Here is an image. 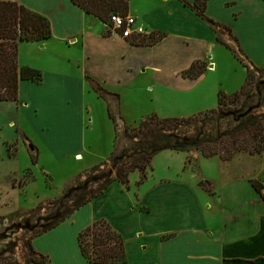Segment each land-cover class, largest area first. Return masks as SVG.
I'll use <instances>...</instances> for the list:
<instances>
[{"label":"crops","instance_id":"1","mask_svg":"<svg viewBox=\"0 0 264 264\" xmlns=\"http://www.w3.org/2000/svg\"><path fill=\"white\" fill-rule=\"evenodd\" d=\"M0 1L17 2L35 12L24 0ZM184 1L192 5L195 0ZM65 9L62 35L57 36L58 38L50 37L43 43H20L18 52L23 49L33 54L50 43L54 46L58 45L56 47L61 49L62 54L63 52L67 54L64 56L67 65L78 70L79 85L87 88L89 92L92 91L85 77H89L103 90L115 95L116 93L112 91L114 87L150 76L152 78L149 79L150 82H144L150 91L156 90V95L151 96V99H157L168 108L180 111L196 105L208 106L215 100L217 103L219 93L229 95L233 92L224 93L220 91L221 89L218 91V88L201 84L205 79V73H210L208 70L214 64L215 53L224 47L216 41V36L228 46L230 45L222 41V37L225 41L231 40L247 62L257 65L243 53L241 48L243 41L239 35L240 31H237L239 23L247 19L253 25L245 29L247 35L245 43H250L249 46L263 55L261 58L264 59V46H262L264 45V0H208L204 16L227 28H218L217 33L194 12L184 7L179 0H129L127 15L136 18L137 23L147 33L163 35L162 39L152 46H135L128 39L103 36L100 21L72 5L70 0ZM39 15L48 18L44 13ZM196 61L205 62L208 65L207 70L194 80L183 77L182 73ZM18 63L20 67L38 71L41 76L40 82L20 81L17 102H0V108L36 112L34 109L39 103L29 98L28 92L32 91V88L40 89L46 83L55 86L57 89L54 91L64 89L67 92L68 87L65 86L67 81L57 74V70L52 72L41 67L21 64L19 55ZM211 64L212 66H209ZM213 68L216 69V66ZM25 97L27 101L21 102ZM118 100L120 102V96ZM184 105L188 108H184ZM149 115L156 114L152 112ZM192 115L195 114L171 118H186ZM30 118L32 117L27 114L25 121ZM57 119V121L56 118L52 120L57 123V128L51 120L47 121L49 124H40L48 128L45 130L48 133L43 135L55 137L53 135L55 134L64 139L55 142L57 151L51 152L54 156L62 153L64 145L68 146V150L73 148V152L78 151L74 157L79 156L81 164L75 166L77 174L71 178L68 182L70 183L103 162L93 165V159L88 157L90 150L85 146V139L81 145L78 143V139L81 141L85 130L89 128L91 122L89 119L86 122L88 125L84 121L80 134L78 131H68L64 128L65 125L59 124L63 123L59 122L61 119ZM18 121L7 122V129L14 130L16 138L2 142L5 144L6 157L12 159L24 152L30 160V155H34L36 162L41 154V147L37 141L32 140L30 133L26 132ZM40 130L42 131V128ZM7 144H16L14 155L8 156ZM108 159L109 157L104 161L107 162ZM261 171L263 175L264 169L261 168ZM110 186H116L120 192L129 190L118 182ZM110 186L106 190H110ZM159 186H162V193L157 190L155 194L151 193L149 204L144 200L139 202L138 199L136 201L139 203L135 204L125 195L130 202L125 204L121 211L118 207L113 209L115 212L108 223L123 240L125 259L122 264H264V203L255 192L256 195H250L247 203H241L242 201L237 200L236 196H231L233 202L240 203L235 206L236 209L228 211L222 205L218 207L219 212L213 214L209 213V209L203 208L205 200L202 201L197 196L175 199L173 196L176 195H172V190H166L165 184ZM15 188L21 186L17 185ZM86 205L57 227L30 240L32 249L37 254L45 256L48 264H90L80 253L77 237L80 231L95 221L88 220L82 226L72 228L77 222L75 216ZM67 223H70V228L64 227Z\"/></svg>","mask_w":264,"mask_h":264},{"label":"rangeland","instance_id":"2","mask_svg":"<svg viewBox=\"0 0 264 264\" xmlns=\"http://www.w3.org/2000/svg\"><path fill=\"white\" fill-rule=\"evenodd\" d=\"M24 1L35 12L48 15L47 19L52 25L51 39L53 36L58 38L57 36L62 35V24L64 16H66L65 8L69 0ZM100 23L103 36L115 37L112 30L105 26L108 25V20L105 23ZM251 25H253L252 22L247 19L242 20L237 27L243 41L241 48L250 60L257 63V65L255 64L257 67H264V59L261 58L263 55L261 56L254 48H251L250 43H245V36H247L245 29ZM157 35L155 34V36ZM222 41L228 42L231 48L235 52L237 51L236 45L231 40L225 41L222 37ZM56 46L58 45L54 46L50 43L33 54L22 49L18 55L21 64L41 67L46 71L57 70V74L67 81L65 84L68 87L67 92L64 89L54 91L57 88L46 83L40 89L32 88V91L28 92L29 98L42 105L40 107L37 103L38 107L34 109L36 112L0 108V127H2L0 128V264L24 263L29 257L27 244L31 240L30 238L47 226L48 222L71 210L75 205L76 200L73 198L75 193L73 192L76 190V184L77 186L84 184L85 191H95L98 186L94 179L99 178L100 175H106L111 169L110 167H101L99 176L96 173L84 174L80 180H72L68 183L77 174L75 166L81 164L79 163L81 158L77 160V156L74 157L78 151L73 152V148L68 150V146L64 145L62 153L54 156L51 152L57 151L55 142L64 141V139L52 132L55 137L43 135L48 133L45 131L48 128L43 127L40 123L49 124L48 120L52 121L56 118L57 121V118H60L59 122L64 123H59L61 126L65 125L64 128L68 131H78L80 134L84 121L86 123L89 119L91 121L89 128L85 130L84 138L81 141L78 139V143L81 145L85 139V146L90 150L88 157L93 159L94 165L101 161L105 162L104 160L107 157L110 158L113 153L116 132L106 113L108 104L112 113L117 115L120 128L121 126L136 127L140 121L151 116L149 114L152 112L160 118L182 117L216 107L215 100L208 106L205 104L196 105L180 111L168 108L157 99H151V96L156 95V90L150 91L144 82L152 79L150 76L142 77L141 80L137 78L114 87L112 91L120 96V102L111 97L102 100L92 90L89 92L87 88H82L79 85L78 70L67 65L64 58L67 54L64 52L62 54L61 49ZM262 46L264 45L262 44ZM214 57L213 66L209 65L212 66L208 70L210 73H205V79L201 84L206 87L213 86L214 89L218 88V91L221 89L220 91L224 93L238 91L245 80V69L237 61L233 51L223 47L218 49ZM209 59L212 60V58ZM215 66L216 69L213 68ZM207 68L208 65L206 70ZM25 99L26 97L21 102L27 101ZM183 107L188 108L186 105ZM261 112H264V109ZM27 114L32 118L25 121ZM80 118L82 119L81 123ZM10 120L15 122L19 120L20 125L30 133L32 140L37 141L40 145L41 154L36 162L34 155H30V160L24 152L12 159L6 157L5 144L2 142H9L10 139L16 138V132L10 128L7 129V122ZM52 124L55 128L58 127L54 121ZM33 125L35 126L33 127ZM66 141L68 142L69 139ZM22 142L25 144L24 141ZM15 146L16 144H7L8 156L15 154ZM84 158L86 159V157ZM151 168L152 171L147 172L146 179L141 184H137L139 173L136 171L130 173L127 187L129 190L120 192L116 186H110V190H106L103 196L91 201L79 211L75 216L77 222L73 224L72 228H78L88 220L96 221L103 218L109 222L115 212L114 207H118L121 211L130 200L135 204L141 200L149 204L151 193L155 194L156 190L160 194L162 193V186L159 185L165 184L166 190H172V195H176L173 196L175 199L197 196L201 200H205H202L206 202L203 203V208L209 209L210 211H207L213 214L218 213V207L222 205L228 211H233L236 209L235 206L240 204V200L241 203H247L250 195H256L249 184L250 180H258L264 186V174L261 175V168L264 169V150L261 154L254 156L239 153L228 162L218 158L204 159L196 152L186 154L162 151L153 157ZM114 176L115 171L111 170L110 177L114 178ZM89 181L94 182L89 183ZM17 185L21 188H15ZM69 188H74L72 193H68ZM125 195L130 200H127ZM233 195L239 200L236 203L230 198ZM137 199L139 202L136 201ZM179 203L182 204V202ZM64 227L70 228V223Z\"/></svg>","mask_w":264,"mask_h":264},{"label":"trees","instance_id":"3","mask_svg":"<svg viewBox=\"0 0 264 264\" xmlns=\"http://www.w3.org/2000/svg\"><path fill=\"white\" fill-rule=\"evenodd\" d=\"M204 20L216 33L220 26L204 16L208 0H195L189 5L179 0ZM87 15L105 23L111 13L127 15L129 0H70ZM50 22L23 5L12 1H0V102H14L18 100V84L20 81L38 83L40 73L18 63V48L20 43H43L50 39ZM163 35L133 38L135 46H152L161 40ZM216 41L225 48H230L237 61L245 69V80L238 91L225 95L219 93L214 109L203 111L186 118H160L156 115L148 116L140 121L136 127H119L118 117L107 106V116L115 128L113 153L107 162L94 166L86 174H98L101 167H110L106 175L94 179L97 190L85 191L84 184L77 186L76 202L71 210L57 217L48 225L32 236L33 239L57 227L68 219L75 211L101 196L114 182H118L126 189L128 176L136 171L139 173L137 184L146 179L147 172H151L153 157L162 151L176 153H198L204 159L218 158L228 162L241 153L249 156L259 155L264 150V67H256L247 62L240 52L230 46ZM206 63L194 62L182 76L197 79L206 70ZM89 88L105 100L106 97L118 99V96L103 90L94 80L85 77ZM189 163V159H188ZM129 165V166H127ZM127 166V167H126ZM111 170L115 171L114 178L110 177ZM82 176L74 180H80ZM94 182V181H89ZM249 184L264 203V186L258 180H250ZM79 185V184H78ZM79 187V188H78ZM78 188V190H77ZM80 188L82 189L80 191ZM84 188V190H83ZM67 196V195H66ZM65 199V197H64ZM80 253L90 264H122L125 259L124 243L121 236L106 220H97L80 231L77 237ZM29 257L22 264H48L47 258L37 254L27 244Z\"/></svg>","mask_w":264,"mask_h":264},{"label":"built area","instance_id":"4","mask_svg":"<svg viewBox=\"0 0 264 264\" xmlns=\"http://www.w3.org/2000/svg\"><path fill=\"white\" fill-rule=\"evenodd\" d=\"M108 25L115 36L121 39L132 40L139 36H148L146 30L137 23L136 18L129 15H119L111 13L108 17Z\"/></svg>","mask_w":264,"mask_h":264},{"label":"bare ground","instance_id":"5","mask_svg":"<svg viewBox=\"0 0 264 264\" xmlns=\"http://www.w3.org/2000/svg\"><path fill=\"white\" fill-rule=\"evenodd\" d=\"M76 159H77V160H79V159H80V157H79V156H77V157H76Z\"/></svg>","mask_w":264,"mask_h":264}]
</instances>
